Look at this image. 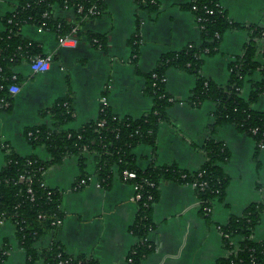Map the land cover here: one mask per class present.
Wrapping results in <instances>:
<instances>
[{
	"label": "crops",
	"instance_id": "1",
	"mask_svg": "<svg viewBox=\"0 0 264 264\" xmlns=\"http://www.w3.org/2000/svg\"><path fill=\"white\" fill-rule=\"evenodd\" d=\"M17 1L0 0V32L4 28L3 17ZM153 1L156 11L138 9L133 0H105L101 16L85 21L73 40L61 46L52 32L30 25L21 28V36L38 44L52 62L48 71L35 75L27 63L13 69L20 92L10 101L9 110L0 108V170L5 165V147L19 156L35 155L42 161L48 160L42 146L32 148L27 143L24 131L29 127H52V119L43 112L66 95L71 97L73 118L64 128L74 131L97 119L102 96L118 117L138 118L149 111L152 101L144 94L145 75L161 56L200 43L195 17L185 7L193 0ZM217 3L226 18L240 27L222 35L217 53L204 57L200 75L225 85L229 63L244 53L248 27L264 28V0ZM54 15L67 23L75 22L70 10L55 6ZM136 30L138 46L134 55L130 39ZM89 35L104 37L106 49L92 45ZM261 48L262 42L258 41L254 56L258 64L263 63ZM260 79L258 72L246 78L241 89L244 99L251 85ZM195 81L191 73L175 68L166 70L165 90L174 102L167 109L166 121L160 124L154 155L147 145L132 150L139 169L154 163L194 172L205 162L202 146L209 135L215 106L209 101L199 107L189 104ZM252 108L264 110V96ZM213 138L229 152V159L221 164L229 179L223 199L212 203L205 219L191 185L161 183L152 211L154 229L147 236L153 250L139 264H216L226 254L219 227L226 225L229 218L241 216L250 205H264V148L256 152L252 138L228 123L218 126ZM85 174L87 184L74 191L72 186L79 175L76 157L65 158L43 173L45 185L60 193L59 210L63 217L56 231L42 238L37 248L54 241L66 254L91 258L97 264H130L127 256L138 242L130 231L137 213V205L131 201L133 188L115 172L110 185L100 187L91 155L86 156ZM251 239L264 241V211ZM5 241L9 246L5 264H24L25 253L9 222L0 227V243Z\"/></svg>",
	"mask_w": 264,
	"mask_h": 264
},
{
	"label": "trees",
	"instance_id": "2",
	"mask_svg": "<svg viewBox=\"0 0 264 264\" xmlns=\"http://www.w3.org/2000/svg\"><path fill=\"white\" fill-rule=\"evenodd\" d=\"M133 2L138 9H157L153 0ZM55 6L70 10L75 16V22L67 23L56 17ZM185 7L198 19L200 43L188 44L177 52L161 56L154 69L145 75L144 94L152 101L149 111L138 118L118 117L106 107L99 112L95 121L85 123L74 131L64 128L73 118L71 97L66 95L43 112L52 119V127H29L24 131L27 143L32 148L42 146L49 156L48 160L42 161L35 155L19 156L6 147L2 148L5 152V165L0 170V217L12 224L18 245L25 253L24 264H37L39 261L42 264H97L91 258L66 254L58 242L53 241L47 247L37 248L42 238L56 231L63 217L59 210L60 193L43 185V173L61 164L65 158L77 159L79 175L72 186L74 191L82 189L88 182L85 174L87 155L93 157L100 187L107 188L110 185L114 172L122 182L137 187V213L130 231L138 242L130 250L127 260L130 264H139L153 250L147 236L154 229L152 211L159 198L161 183L194 184L200 214L205 219L209 216L206 208H210L215 200L223 199L229 179L221 164L229 159V152L224 144L213 138L218 126L223 123L232 124L237 131L252 138L256 152L260 145L264 146V110L255 111L252 108L264 96V28L248 27L249 40L245 44L244 53L229 63L228 82L219 85L200 75L203 59L217 53L221 37L227 30L240 26L226 18L217 0H193ZM103 10L104 2L101 0H18L14 9L2 19L4 28L0 32V86L19 85L13 69L21 63H28L33 57L44 56L38 44L21 36L23 26H34L52 32L56 37L66 35L76 28L77 35L85 21L101 16ZM137 33L136 30L130 39L134 55H137ZM89 40L95 47L106 49L104 37L89 35ZM258 41L262 42V64L254 60ZM169 68L196 77L189 104L199 107L209 101L215 106L211 114L209 135L202 146L205 162L194 172L181 170L176 165L154 163L141 170L136 166L132 152L138 145H147L152 154L155 153L157 132L160 124L167 119V109L174 102L166 93L165 82L161 81ZM255 72L260 74L261 79L251 85L249 95L244 99L241 89L246 78ZM0 99L12 100L5 89H0ZM99 123H102V127L98 126ZM124 171L133 173L134 178L123 180ZM21 176L31 179V184L20 181ZM28 188L30 193L27 192ZM263 211L262 204L250 205L241 216L231 217L226 225L219 227L226 254L216 264H264V241L255 242L251 239ZM232 239L236 241V247ZM8 250L7 242H1L0 264H5Z\"/></svg>",
	"mask_w": 264,
	"mask_h": 264
},
{
	"label": "built area",
	"instance_id": "3",
	"mask_svg": "<svg viewBox=\"0 0 264 264\" xmlns=\"http://www.w3.org/2000/svg\"><path fill=\"white\" fill-rule=\"evenodd\" d=\"M101 1L105 2V0H101ZM78 12H80V9L78 10ZM195 22L197 23L198 19L195 18ZM75 36H76V28H73L70 33L57 37V43H58V45L61 46L65 43L73 40V38ZM261 51H262V48H261ZM51 62H52L51 57L48 55H44V56H36V57L31 58L27 64L29 65V69H30L31 74L35 75V74L44 73V72L48 71L50 68ZM13 78H15V77H13ZM161 81L165 82V78H163ZM0 89H5L11 98L15 97L20 92V87H19V85H16V84L8 85L5 87L1 85ZM100 105H101L100 111H102L104 108L107 107V101H106L105 96H102L100 98ZM8 107H10V102L7 100L0 99V108L4 109V108H8ZM98 126L102 127V123H99ZM260 148H264V146L260 145ZM132 178H134L133 173H129L126 171L123 172V180L132 179ZM20 181H25L28 185L31 184V179H29V178L25 179L22 176L20 177ZM43 185L46 186L45 183H43ZM191 186L194 187L195 185L191 184ZM131 187L133 188V191H134V194H133V197L131 198V201L136 204L139 200V195L137 194V187H135V186H131ZM27 192L28 193L31 192L30 188L27 189ZM206 213L207 214L210 213V208H206ZM4 223H5V220H3L0 217V227ZM231 241H232L233 245L236 247L237 246L236 241L234 239H232Z\"/></svg>",
	"mask_w": 264,
	"mask_h": 264
}]
</instances>
